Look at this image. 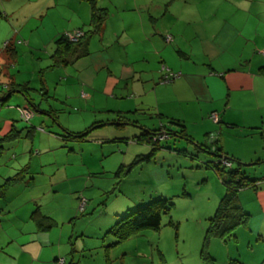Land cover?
<instances>
[{
	"label": "rangeland",
	"instance_id": "374dc122",
	"mask_svg": "<svg viewBox=\"0 0 264 264\" xmlns=\"http://www.w3.org/2000/svg\"><path fill=\"white\" fill-rule=\"evenodd\" d=\"M21 1L0 0V52L16 31V43L19 39L26 41L28 35L34 41L39 36L48 45L51 41L49 50H54V39L49 40L48 33L60 31L68 23L66 19L76 17L74 4L65 0H30L22 5ZM86 1L81 2L87 6ZM17 49L19 60L11 66V72L18 75V80L33 78L28 91L34 105L29 106L37 117H21L19 106L28 100L20 93L13 92L3 101L9 89L0 82V117L14 116L19 124L32 127L25 130H30L29 135L24 132L13 142L0 137V189L5 193L0 194V264H58L59 258L65 259L64 264H262L264 169L245 166L247 176L257 179L255 189L245 187L238 193L243 210L249 214L248 223L224 238L208 235L210 219L225 192L221 178L206 163L215 157L213 153L201 149L195 141L172 135L166 143L173 150L158 149L153 162L136 165L121 179L115 172L122 163L131 161L128 144L97 139L101 134L105 138L114 135L110 130L101 132L103 126L93 128L88 133L91 138L83 140L65 142L51 133L52 118L60 114L56 93L61 92H55L52 81L45 86L49 90L46 92L41 88L40 72L32 74L37 61L44 57V47L34 59L20 45ZM45 74L49 79L59 75L48 70ZM43 109L51 111L40 113ZM75 114L61 113L55 121L56 129L83 125ZM45 115L52 120L44 121ZM103 117L108 119L102 115L97 119ZM110 126L113 125L104 128ZM215 133L219 135V130ZM16 161L21 163L16 166L18 171L1 180L9 169L3 163L15 166ZM19 173L21 177L12 182ZM160 197L173 203L163 213L160 228L143 229L116 242L111 226ZM5 199L12 204L3 205ZM36 209L52 219L39 215L43 225L51 223L46 230H39L31 219Z\"/></svg>",
	"mask_w": 264,
	"mask_h": 264
},
{
	"label": "crops",
	"instance_id": "0c3cea01",
	"mask_svg": "<svg viewBox=\"0 0 264 264\" xmlns=\"http://www.w3.org/2000/svg\"><path fill=\"white\" fill-rule=\"evenodd\" d=\"M65 1L74 4L76 17L66 19L68 23L60 31L48 33L49 40L54 39V49L57 38L66 32L92 29L89 1L87 6L82 4L84 0ZM260 1L98 0V5L109 13L104 28L71 50L68 65L46 68L52 62L51 41L48 45L44 37H35L34 41L28 35L26 41L19 39L16 43V31L9 38L16 47V56H9L5 50L0 52V82L6 86L10 80L29 85L33 78L18 80V75L11 72V66L19 60L17 45L33 59L44 47V57L37 61L32 74L42 73V89L52 81L55 92H61L56 93L58 112L69 116L77 113L74 117L83 124L58 126V130L53 118L46 114L44 121L52 120L50 132L64 141L72 139L66 137V130L77 133L104 123L93 128L103 126L101 132L110 130L114 135L105 138L101 134L96 138L103 143L113 140L128 144L131 161L122 164H129L137 156L151 152L150 145L136 141L138 136L164 128L179 131L181 127L173 123L175 120L184 124L186 133L196 143H209L208 134L219 130L217 144L221 154L264 169V0ZM164 66L179 72V76L163 82ZM47 70L59 75L49 79L48 74L44 75ZM61 85L64 86L59 90ZM29 105L32 104L27 101L23 106ZM39 112L48 113L47 109ZM213 112L218 121L210 117ZM100 115L108 119H97ZM14 118L0 117V137L13 127L22 130V136L32 128ZM87 123L90 124L83 128ZM106 125L113 126L104 128ZM213 155L210 161L219 157ZM155 156L137 165L153 162ZM13 164L3 163L9 169L1 180L18 171L16 166L21 163ZM160 169L167 178L166 168ZM2 203L12 204L7 199Z\"/></svg>",
	"mask_w": 264,
	"mask_h": 264
},
{
	"label": "trees",
	"instance_id": "16d2710c",
	"mask_svg": "<svg viewBox=\"0 0 264 264\" xmlns=\"http://www.w3.org/2000/svg\"><path fill=\"white\" fill-rule=\"evenodd\" d=\"M91 5V25L92 29L88 31H84L83 29L79 28L83 31V36L77 41H71L66 36V33L57 38L56 46L51 55L52 62L46 68H53L58 66H65L68 65L71 60L69 59V54L71 50L76 47L82 46L85 42V39H88L93 32H99L104 28V24L109 17V13L107 9L98 5V0H88ZM2 14L0 13V16ZM73 31V30H72ZM69 32V31H68ZM167 38V37H166ZM4 50L11 55H15L17 53L16 47H14L13 42L11 39L7 40L4 43ZM264 50V47H263ZM262 50V52H264ZM11 54V55H10ZM262 71H264V66L262 67ZM41 76L42 73L40 72ZM163 81V79H162ZM7 88L9 92L2 98L3 101L7 100L11 96V93L18 91L23 94L28 101L32 103V99L29 94V86L28 83L25 84H18L12 80L9 81L7 84ZM15 89V90H14ZM30 90V89H29ZM46 93V92H45ZM1 99V98H0ZM23 107V106H20ZM51 110H47L50 112ZM54 121H57V118L53 117ZM128 122L127 120H125ZM173 123H176L181 127L179 131H173L169 129H158L153 130V132H147L141 134L136 138V141L143 142L151 146V152L145 156H137L135 160L129 164H122L119 166L117 171L115 172L117 176L121 179L123 176L129 174L135 165L138 164L139 161L143 159H149L153 157L158 149L167 148L173 150V147L168 145L167 140L172 137V135L180 136L186 138L189 141H194L191 136H189L185 131V126L181 122H176L172 120ZM172 123V122H171ZM103 125L104 123H97V125ZM96 126V124L91 125L87 130L82 132H71L66 130V137L72 138L74 140H83L87 137L88 133L92 130V128ZM30 130L27 131L26 135H29ZM151 133V134H149ZM215 135V138L212 136ZM22 136V130L16 129L15 127L6 134V139H10L11 141L16 140ZM208 141L209 143H197L201 149L207 150L210 153L218 155L219 157L214 159V161H207L208 167H212L217 175L221 178L222 183L225 187V192L221 197L220 203L216 209V212L213 217L210 219V224L208 228V235H218L222 238L229 236L232 232L241 224L246 225L248 223L249 214L246 213L239 201L238 193L242 188L245 187H252L256 188L257 179L250 178L246 174V165H250L249 163H243L239 160L233 159L229 156L221 154V148L217 144V134L209 133L208 134ZM2 149H0V153ZM230 164H228V163ZM237 163V166L235 165ZM260 163V161L256 162ZM256 164L251 163L250 166ZM19 175L17 174L16 177L12 178V182L18 180ZM264 179V177H263ZM10 183V181L8 182ZM0 194L4 195L5 193L1 192ZM172 202L169 199L160 197L148 203L145 206H142L132 212H129L125 216L121 217L111 228L109 229L114 235L117 237L116 242L122 241L127 239L128 237L135 235L139 231L143 229H159L161 226L162 215L170 210ZM40 209H36L32 214L31 218L36 221L37 227L39 230H46L51 226V223H47L43 225V222L39 219V215H41ZM43 218L48 219L51 221L52 219L48 216H43ZM264 264V261L262 262Z\"/></svg>",
	"mask_w": 264,
	"mask_h": 264
},
{
	"label": "built area",
	"instance_id": "2783aa9c",
	"mask_svg": "<svg viewBox=\"0 0 264 264\" xmlns=\"http://www.w3.org/2000/svg\"><path fill=\"white\" fill-rule=\"evenodd\" d=\"M83 31L80 29H75L73 31H69L66 33V36L68 37L69 40L71 41H77L79 40L82 36H83ZM168 40H170V36L167 37ZM264 51V50H263ZM164 68L166 69V74L163 77V82H168L171 81L173 79H175L176 77L179 76V72H173L170 71L168 68H166L164 66ZM19 112L21 114V117L25 120H28L30 118H32L34 111L31 107L29 106H23V107H19ZM210 117L214 120V121H218V116L216 114V112H213L210 114ZM212 136L215 138V135L212 134ZM228 163V162H227ZM230 164V163H228ZM57 263L58 264H64L65 263V259L64 258H59L57 259Z\"/></svg>",
	"mask_w": 264,
	"mask_h": 264
}]
</instances>
